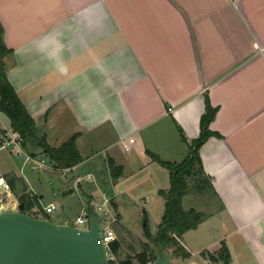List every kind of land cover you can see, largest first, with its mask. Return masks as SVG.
Masks as SVG:
<instances>
[{
	"label": "crops",
	"instance_id": "0c3cea01",
	"mask_svg": "<svg viewBox=\"0 0 264 264\" xmlns=\"http://www.w3.org/2000/svg\"><path fill=\"white\" fill-rule=\"evenodd\" d=\"M0 24L11 50L6 76L37 135L57 147L78 134L81 161L69 170L132 205L133 187L154 193L155 231L168 172L146 151L181 161L177 127L187 141L198 136L206 97L218 136L198 154L217 209L183 208L205 218L179 238L189 257L172 254L171 264H205L222 243L230 264H264V0H0ZM5 126L0 112V132ZM100 141L102 150L89 146ZM4 149L0 177L14 174L37 195L31 168ZM108 160L121 169L114 180ZM109 202L120 221L114 196Z\"/></svg>",
	"mask_w": 264,
	"mask_h": 264
},
{
	"label": "trees",
	"instance_id": "16d2710c",
	"mask_svg": "<svg viewBox=\"0 0 264 264\" xmlns=\"http://www.w3.org/2000/svg\"><path fill=\"white\" fill-rule=\"evenodd\" d=\"M2 34L3 29L0 24V112L8 118L9 127L20 135L23 147L25 150L29 149L30 151H27L31 155L34 156V150L38 149L51 162L54 169L66 170L72 168L81 161L76 147L78 134L72 135L57 147H51L44 137L37 135L33 118L27 112L7 79L4 58L11 53V50L5 46ZM215 113L216 108L212 107L205 97L204 111L199 118L198 136L191 141H187L182 130L177 127L180 139L187 147L186 156L181 161L163 160L157 155L146 151L152 161L158 163L168 172V188L159 191L163 198V211L154 233L150 232L148 227L143 228L145 241L139 242L140 250L124 257H121V254L125 239L120 236L119 221L114 220L115 238L111 241L110 246L120 264H149L154 260L160 245L174 256L189 257V252L179 243V238L183 233L195 229L205 218V215L193 208L184 210L181 206V200L187 191V181L192 184L199 182L202 184L203 182L211 192V185L203 172L198 150L207 138L218 136L216 132L209 129V124ZM108 168L111 178L113 180L118 178L121 172L120 167L108 160ZM19 204L23 205L22 211L28 215L38 217V213H44L37 195L28 190L23 179L16 177L14 174L3 175L0 177V212L15 210ZM86 212L92 213L93 210L88 206ZM201 254L205 255V252H201ZM207 257L214 264H220V262L230 264V256L223 243L215 254H208Z\"/></svg>",
	"mask_w": 264,
	"mask_h": 264
},
{
	"label": "rangeland",
	"instance_id": "374dc122",
	"mask_svg": "<svg viewBox=\"0 0 264 264\" xmlns=\"http://www.w3.org/2000/svg\"><path fill=\"white\" fill-rule=\"evenodd\" d=\"M105 144V143H104ZM103 143L96 142L93 145H89L91 148L100 150ZM10 150V149H9ZM88 148H85V151ZM102 150V149H101ZM11 151V150H10ZM4 153L8 152L7 149L3 150ZM13 157L18 158V161L22 160V157L13 154ZM101 153V151H100ZM186 156V153H183L179 160H182ZM39 158V157H38ZM174 160H172L173 162ZM46 168H40L31 170L29 164H27L30 171L33 173L35 179L29 180L30 187L37 192V197L39 198L40 206H45L47 202H52L55 209L50 213H38V217H43L54 223L64 221L68 225L78 226L75 222V217L77 215L83 216L84 211L87 210V207L94 205L95 207L102 208L109 216L113 215L114 218L117 215L114 212L112 205L109 202V198L114 196L116 201L117 211L120 214V221L118 228L120 229V236L124 238V249L122 251L121 257L126 256L130 253H135L140 250L139 242L145 241L143 235V228L148 227V229L153 233L155 231V223H153L154 218L159 214L160 203L155 197L154 193L149 190H142L138 186L133 187L126 197L133 199L135 204H130L126 202L127 199H121L119 195L115 196L116 189H112L110 186H106L105 189H101V185H98L93 180L89 181L86 177L87 173H79L77 170L70 171L59 170L49 167V162L45 158ZM78 176H83L79 180L77 186L76 179ZM90 178V177H89ZM96 183V184H95ZM97 188L100 191L93 192ZM92 194L91 202H89V195ZM147 200V201H146ZM89 202V203H88ZM152 209L150 217L146 218L142 207ZM182 208L195 207L203 213L216 212L217 205L210 192L207 189L204 183L199 182L192 184L190 181H187V191L182 197ZM113 227V225H112ZM204 229H208V224ZM115 226L113 227V230ZM208 235L214 236L215 232L209 231ZM153 246V245H152ZM154 248V247H153ZM170 252V251H169ZM177 257V256H176ZM203 259H207L206 256L202 255ZM182 264H188L187 261H184ZM205 264H214L212 261L207 260Z\"/></svg>",
	"mask_w": 264,
	"mask_h": 264
},
{
	"label": "water",
	"instance_id": "95a60500",
	"mask_svg": "<svg viewBox=\"0 0 264 264\" xmlns=\"http://www.w3.org/2000/svg\"><path fill=\"white\" fill-rule=\"evenodd\" d=\"M22 210L19 204L15 210L0 212V264H108L94 211L84 215L87 228L81 229ZM171 257L160 245L149 264H171Z\"/></svg>",
	"mask_w": 264,
	"mask_h": 264
},
{
	"label": "built area",
	"instance_id": "2783aa9c",
	"mask_svg": "<svg viewBox=\"0 0 264 264\" xmlns=\"http://www.w3.org/2000/svg\"><path fill=\"white\" fill-rule=\"evenodd\" d=\"M0 148L10 149L13 154L22 157L23 162L29 164L32 170L46 168L45 158H36L25 150L22 145V138L9 126H5L0 132ZM55 209L53 204H48L42 207L43 212L50 213ZM93 211L99 217V236L103 246V251L108 264H120L118 258L113 253L110 243L115 238V231L113 230V222L115 218L113 215L109 216L100 207H93ZM87 212L84 213V215ZM83 216H76L75 222L79 224L78 228L86 229V219Z\"/></svg>",
	"mask_w": 264,
	"mask_h": 264
}]
</instances>
